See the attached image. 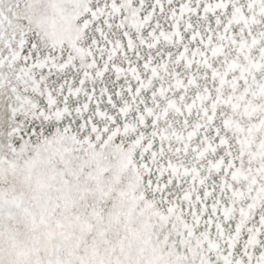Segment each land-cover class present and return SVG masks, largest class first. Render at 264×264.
<instances>
[{
	"label": "snow or ice",
	"instance_id": "obj_1",
	"mask_svg": "<svg viewBox=\"0 0 264 264\" xmlns=\"http://www.w3.org/2000/svg\"><path fill=\"white\" fill-rule=\"evenodd\" d=\"M0 264H264V0H0Z\"/></svg>",
	"mask_w": 264,
	"mask_h": 264
}]
</instances>
